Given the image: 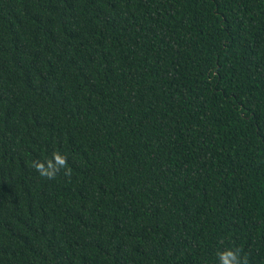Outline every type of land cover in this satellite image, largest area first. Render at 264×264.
<instances>
[{
  "label": "trees",
  "instance_id": "16d2710c",
  "mask_svg": "<svg viewBox=\"0 0 264 264\" xmlns=\"http://www.w3.org/2000/svg\"><path fill=\"white\" fill-rule=\"evenodd\" d=\"M0 264H264V0H0Z\"/></svg>",
  "mask_w": 264,
  "mask_h": 264
}]
</instances>
